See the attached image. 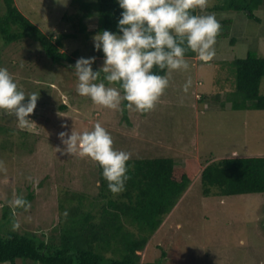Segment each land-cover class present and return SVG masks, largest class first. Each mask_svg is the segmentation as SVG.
I'll return each instance as SVG.
<instances>
[{"label":"rangeland","instance_id":"374dc122","mask_svg":"<svg viewBox=\"0 0 264 264\" xmlns=\"http://www.w3.org/2000/svg\"><path fill=\"white\" fill-rule=\"evenodd\" d=\"M14 2L44 33L69 34L60 49L75 60L51 61L32 40L21 50L3 46L0 40V66L9 70L26 94L39 93L26 128L0 110L6 124L16 129L10 135L0 133V217L3 205L10 206L19 229L48 236L65 215L62 202L68 206L69 197L76 200L80 194L92 201L99 191L98 163L86 155L63 152L58 133L65 127L69 132L91 130L99 121L111 133L113 146L129 151L132 159L171 157L176 166H184L187 158L202 167L224 156H264V109H233L227 102L237 96L232 60L248 51L264 56V2L253 10L257 19L242 11H208L222 0H207L206 7H197L198 13L230 18L229 34L216 38L210 61L186 57L187 70H166L169 86L147 112L127 108L126 101L119 110L107 108L76 92L72 68L76 60L95 56L94 70L103 63L104 54L94 49L92 39L102 30L95 3L92 15L80 22L68 18L78 6L72 0ZM260 93L264 95V77ZM3 141L11 147L4 148ZM30 191L34 193L30 207L16 209L15 197ZM2 225L6 230L15 227L14 221ZM121 249H107L104 255L118 258ZM137 253L141 260L159 264H264V193L221 195L213 188L205 196L197 175ZM16 263L41 264L29 259Z\"/></svg>","mask_w":264,"mask_h":264},{"label":"trees","instance_id":"16d2710c","mask_svg":"<svg viewBox=\"0 0 264 264\" xmlns=\"http://www.w3.org/2000/svg\"><path fill=\"white\" fill-rule=\"evenodd\" d=\"M1 1L0 40L3 46H16L15 49L21 50L22 45L32 40L39 43L40 50L51 61H75L70 54L60 49L63 38L69 34H46L18 9L14 0ZM72 2H77L78 6L76 12L68 15L69 19L82 22L84 17L92 15L90 9L95 3L102 30L118 31L117 21L122 9L117 0ZM263 2L222 0L207 9L210 12L242 11L249 18L257 19L253 10ZM194 11L198 13L197 8ZM218 20L221 30L217 38L227 37L231 19ZM230 40L235 41L232 38ZM72 55H76V51ZM185 56L194 57L196 54L189 50ZM231 63L235 69L237 96L228 97L227 102L233 109H264V95L260 93L264 56L248 51L244 57H236ZM166 70L153 68V71L161 74ZM222 105L225 106V103L222 102ZM59 107L65 109L66 105L60 104ZM4 119L0 115V133L10 135L16 129L7 125ZM2 146L11 147L10 143L4 141ZM195 162L187 158L184 166H176L171 157L131 158L128 161L130 178L124 191L119 193L108 189V182L98 165L99 191L96 196L88 201L83 194L76 200L71 195L70 205L65 206L62 202L65 215L60 216L57 227L48 236H37L34 232L19 229L13 208L3 205L0 217V262L17 264V259H29L41 264H159L157 261L141 260L137 252L144 249L195 176L199 175L205 196L213 188L221 195L264 193V156H224L206 161L202 167ZM24 197L30 202L34 193L30 191ZM21 207L25 208L16 206V209ZM13 221L14 229L6 230L2 225L3 222ZM119 247L122 248L120 257L104 255L105 250L114 252Z\"/></svg>","mask_w":264,"mask_h":264},{"label":"clouds","instance_id":"9594fccd","mask_svg":"<svg viewBox=\"0 0 264 264\" xmlns=\"http://www.w3.org/2000/svg\"><path fill=\"white\" fill-rule=\"evenodd\" d=\"M66 3V0H61ZM122 9L118 31L103 29L92 37L94 49L103 52V63L93 69L95 56L79 57L72 66L77 77L76 92L95 104L119 110H152L169 86V72L153 68L187 70L186 52L191 50L202 61L215 56V42L221 23L215 13H196L207 0H117ZM118 84V86H112ZM189 82L183 86L187 91ZM27 97V99H25ZM39 93H25L6 67L0 66V110L14 115L18 126L26 128L32 120ZM63 152L89 156L102 169L107 187L113 193L124 191L130 178L131 153L115 148L111 133L97 121L91 130L58 133ZM0 170L3 163L0 162ZM30 207L23 195L12 201Z\"/></svg>","mask_w":264,"mask_h":264}]
</instances>
